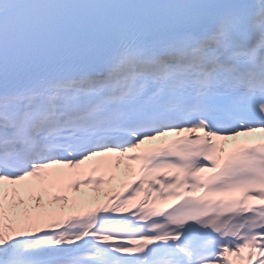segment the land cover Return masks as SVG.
Returning a JSON list of instances; mask_svg holds the SVG:
<instances>
[{
    "label": "snow or ice",
    "instance_id": "6c2138e0",
    "mask_svg": "<svg viewBox=\"0 0 264 264\" xmlns=\"http://www.w3.org/2000/svg\"><path fill=\"white\" fill-rule=\"evenodd\" d=\"M0 264H264V0H0Z\"/></svg>",
    "mask_w": 264,
    "mask_h": 264
},
{
    "label": "rangeland",
    "instance_id": "374dc122",
    "mask_svg": "<svg viewBox=\"0 0 264 264\" xmlns=\"http://www.w3.org/2000/svg\"><path fill=\"white\" fill-rule=\"evenodd\" d=\"M84 191H88V189H84Z\"/></svg>",
    "mask_w": 264,
    "mask_h": 264
}]
</instances>
